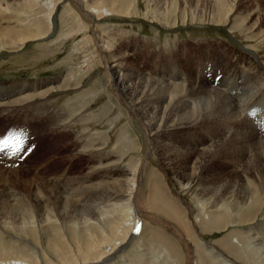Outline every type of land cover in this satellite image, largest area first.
<instances>
[{
    "label": "rangeland",
    "instance_id": "rangeland-1",
    "mask_svg": "<svg viewBox=\"0 0 264 264\" xmlns=\"http://www.w3.org/2000/svg\"><path fill=\"white\" fill-rule=\"evenodd\" d=\"M75 1L0 0L2 42L7 30L12 36L15 34L16 39L14 44L0 43V95L10 93L11 100L27 94L34 96L13 106L12 110L7 107L8 110L1 111L0 108V142H3L0 187L6 186L11 200L24 205L18 212V219L26 220L24 229L33 225L35 231L41 232V226L47 230L60 224L55 212L53 215L57 217L50 216L53 221L44 212L36 213L35 200H40L37 197L47 199L46 196L52 193L53 200L57 195H64L70 202L71 221H67L69 227L63 233V243L50 249V254L54 255L46 254L45 261L41 257L40 262L55 264L64 260L76 263L86 255L93 256L97 252L92 248L96 242L86 239L81 232L88 227L89 219L95 222L90 215L97 217L99 210H111L108 206L115 202L114 194L129 197L138 181L133 176L134 166L141 163L146 167L145 175L141 172L138 182L141 186L140 208L154 214L160 222L140 211L141 225L139 229L137 226L135 243L126 251L114 250L109 264H218L202 257L204 246L231 261L235 258L228 255L229 249L220 245L226 236L234 248L253 250L256 259L253 254L250 257L243 254L242 264H264L260 240L255 241L256 244L248 240L252 236H264L261 231L264 230V221H261L264 219V197L259 194L264 191V178L254 182L258 190L255 202L259 203L253 207V214L244 211L238 215L232 203L233 193L224 195L222 191L226 184L233 185L231 177L227 181L222 178L229 177L227 175L234 171L233 163L219 159L201 170L194 164L195 158L187 162L192 148L203 144L216 131L217 135L224 127L194 128L182 134L167 128L171 125L166 122L168 125H163L155 143L157 147L149 145L142 123L136 121L117 99L102 53L106 50L108 58L125 54V65L130 72L147 76L157 70L160 77L170 82L179 70L193 86L216 79L214 86L221 87L225 81L219 83L218 74L226 67H232L236 91H261L264 90L260 89L264 82V0H124L123 4L118 0ZM84 8L90 13L82 10ZM249 51L260 60H254ZM243 67H260V78L257 75L244 77ZM179 80L176 84L189 86ZM263 102L264 95L257 96V101L250 99L242 106L244 108L238 109L236 117L244 121L252 111L260 113L264 110ZM196 103L195 100L192 105ZM164 105H154V108L162 109ZM161 116L162 112H156L150 118L162 120ZM242 120L238 122L240 129ZM245 124L250 127V121ZM146 129H149V135L153 133L148 126ZM240 172L244 174L245 169ZM123 180L131 181L125 185ZM149 181L159 183L157 193L178 210L181 219L171 220L162 212H153ZM208 185L216 188L219 194L215 196V192L208 190ZM53 200L46 202L52 210L56 206ZM215 204L218 207H211ZM28 210L34 212L32 221H27L24 216ZM16 213L17 210L12 214ZM113 214L110 211L109 216ZM109 216L102 221L106 226L112 222L106 220ZM208 216L220 218L215 227L210 225ZM163 221L169 226L161 223ZM124 224L126 229L122 226V232L131 230L130 222ZM204 226L208 228L206 232ZM115 232L106 235L108 251L124 238V234ZM37 234L30 239L27 249L42 253L45 249L41 242L43 235ZM90 241L91 246L88 245ZM256 249L260 250L257 255ZM92 264H103V261Z\"/></svg>",
    "mask_w": 264,
    "mask_h": 264
},
{
    "label": "bare ground",
    "instance_id": "bare-ground-1",
    "mask_svg": "<svg viewBox=\"0 0 264 264\" xmlns=\"http://www.w3.org/2000/svg\"><path fill=\"white\" fill-rule=\"evenodd\" d=\"M73 1L76 3L75 0H73ZM123 1L124 0H118V2L120 4H123L122 3ZM82 10H85V12L90 13L88 10H86V8H84ZM94 12H96V11H94ZM13 36H12V32L10 30H7L4 34L3 42H2V37H0V43L4 44V45L14 44L16 39ZM245 52H246V48H245ZM249 52H250V54H252L251 56L254 58V60L257 61L258 58H256V55H254L253 52H251V51H249ZM102 53L104 54V57H103L104 59L103 58L102 59L104 60L103 62L105 63V67H106L105 69H107L108 78L110 80H112L111 84L113 85V89L116 92L117 99L121 100V102L123 103V106L127 109L128 113L130 115H132L134 117V119H136V121H138L139 123L141 122L143 124V122L145 120H148L143 125L141 123L140 124H141L144 132L147 134V140H148L149 145H151V144L154 145L157 142V139L160 136V131H161L162 127H164L163 125L167 126L168 125L167 123H169V125H171L170 127H167V128H172L175 131L178 130L182 134H185V133H187L185 131H188V130H191L194 128H199V129L217 128L218 129V128H221V126L224 127V128H221L218 130L217 135H216L217 131H216V133L212 132L213 135L210 134L208 136V139H206V141L203 144H200L198 146L196 145L197 147H195L194 149L191 147L192 151H190V155L188 157L187 162L189 160H191V159L193 160V158H195L194 164L197 165L198 168H200L201 170L206 168L205 167L206 165L212 164L216 160H219V159L224 160V161H230L228 164L233 163V165H231V166L234 168V171L230 175H227L229 177L224 178V176H222V178L226 181L231 177L233 185H231L229 183L226 184L223 188L224 190L222 189V191L224 192V195H229L230 194L229 192L233 193L232 198H233L234 202H232V203H233V206L235 207L238 215H241V213L244 211H247L248 214H253V212H254L253 207L254 206L256 207V205H258V203H259V201L255 202V198H256L255 196L257 195L258 190L255 187L254 182H255V180L262 181L264 178V110H262L260 113H255L254 111H252V114H250L249 116L247 115V117H245V118H247L246 120L243 121L241 119L243 122L241 129H240V123H241L240 118L241 117L240 118L238 116L236 117V115H237L238 109H241L240 107H242L246 103H248L250 101V99H251V101H253L254 99H255V101H257V96L262 97L264 95V90H261V91L251 90L250 91V89L249 90L242 89L240 91L239 90L240 88H239L238 89L239 91H236L237 88L234 86V82H233V79L235 76V69L232 67H226L225 69H223L222 72H220L218 74V76H219L218 82L223 83L225 81L223 84H221V87L219 85L214 86V84L216 83V79H210L206 83L204 82L205 84H201V83L197 84L196 83L197 86H193L191 83H189V81L186 78H184L185 77L184 74L180 75L179 70L177 71L176 76H172V82H170L169 80L165 79V77L164 78L160 77L161 76L160 71H157V70L153 71L152 73H148L147 76L141 74L140 72H136V73L130 72L125 65V60H124V58L126 56L125 54L120 53L119 56L112 55L111 58H108L105 55L106 50H102ZM131 58L132 57H130V59ZM258 60H260V59H258ZM173 61H174V59L172 58V63H173ZM257 64H258V62H257ZM130 65H131V63H130ZM254 65H252V66H254ZM248 66H251V65H248ZM248 68L243 67V70H241V72L244 73V77H247V76L253 77V76L257 75V77L260 78L259 77V68H255V69H248ZM135 71H136V69H135ZM143 71H145V70L143 69ZM179 79H181L182 82L186 83V85H189V86H183V85L176 84L175 81H177ZM179 83H181V82H179ZM193 84H194V82H193ZM247 84H249V83H247ZM247 84H246V86H247ZM249 86H250V84H249ZM260 86H261L260 89H264V82L263 81H262V84ZM239 87H241V86H239ZM6 88H9V87H6ZM181 89H183V90L181 91ZM44 92H46V91H44ZM47 92H48V90H47ZM239 95H241V96H239ZM9 96H10V93H6L5 95H0V108H2L1 111H4L5 108H6V110H8L7 107H10L11 109H9V110H12L13 106H17L23 102H26L28 100L33 99V97H34L32 95L27 94V95H24L23 98L20 97L16 100L13 99L14 100L13 101V100H11V98ZM20 96H22V95H20ZM195 100L197 101V103L194 106L192 104L195 102ZM154 105H156V106L164 105V107L162 109H161V107L160 108H154L155 107ZM262 105H263L262 107H264V102ZM242 108H244V107H242ZM156 112H162V114H163V116H161L162 120H157L156 118L155 119L150 118V115L153 113H156ZM248 121H250V125H249L250 127H247V125L245 124V123H248ZM129 122H131V121H129ZM238 122H240V123H238ZM131 124H132V122H131ZM64 126H66V125H64ZM147 126H148V128H150V131L151 130L153 131V133L150 135H149L150 132L148 133V131H147L149 129H146ZM176 135H178V134H176ZM156 147H157V145H156ZM159 148H160V146H159ZM102 149H104V148H102ZM102 149H100V150H102ZM182 154H184V153H182ZM111 156H113V155H111ZM101 157H102V155H101ZM175 161H174V163H176ZM178 161L181 162L180 160H178ZM146 162H148V161H146ZM179 162H177V163H179ZM173 166H174V164H173ZM134 167H135V170L133 172V176L138 181H137V183L135 182L136 183L135 187L132 189V193L129 195V197L126 199V198H123V195H120L118 193L114 194L112 199H114L115 202L111 203L110 205L108 204L109 205L108 207H110L111 210L107 211V210L101 209L98 211L97 217L95 215L94 216L90 215V217H92V218L94 217L95 222L93 221L94 223H92L91 222L92 219H89L87 221L89 223L88 227L83 229V231L81 230L82 232L80 231L81 234L83 236H85L86 239L92 240L93 242H96V243H94L95 247H92V248H96L95 250L97 252L93 256L91 254H90L91 256L86 255L87 257L85 259L82 258V260H84V261L80 260L76 263L75 262L74 263H72V262L68 263V262H65L63 260V262L59 261L55 264H92V263H97L100 261H103V264H109L110 260H111L109 258L113 254L114 250L116 251L118 249H121L120 251H126V248L128 246H131L135 243V239H136L135 235L138 234V229L141 225L140 211H142V209L140 208L139 199H138L139 193L141 191L140 190L141 186L139 187L138 182L140 179L141 172H144V175H145L146 164L144 167L141 166V163L135 164ZM198 168H196V169L194 168V171H198ZM220 168H221V166H220ZM242 168L245 169L244 174H242L240 172V169H242ZM108 171H110V170H108ZM175 172H177V171H175ZM177 174H178V172H177ZM183 175H182V177H183ZM186 177H187V175H186ZM215 177H217V175ZM91 178L92 177H89L88 179H91ZM130 181L129 180H126V181L123 180V183L126 185ZM183 181H184V179H183ZM55 182H57V181H55ZM65 184L67 185V183H65ZM50 185L51 184L49 183L48 186H50ZM94 185H95V183H94ZM158 185H159V183H157V181L154 183L150 182L148 185L150 188V191L153 195V198L151 199L152 201L150 202V206H151L153 212L154 211L158 212V213L162 212L166 215L167 218H169L171 220L181 219L180 213L178 212V210L176 208H174V206H170V203L164 201L165 199L162 197V195H160V193H157V190L159 189ZM96 186H97V184H96ZM56 187L59 189L58 185ZM87 188L92 189V187H90V186H87ZM231 189L232 190L234 189V191H231ZM119 190H120V188H119ZM208 190L215 192L216 193L215 196H217L219 194V192L217 191L216 188L210 187ZM191 193H192V191H191ZM157 194L162 199V202L159 200ZM259 194L264 197V191L260 192ZM210 195H212V194H210ZM10 197H11V193L8 194V188L6 186L0 187V232L1 231L3 232V234L0 233V256H1L0 264H42L40 262L41 257L44 259L43 261H45V257L47 255L48 256L54 255V254H50L51 253L50 249L56 247V245L63 243V239L65 237L64 232L65 231L67 232L68 227H69V226H67V221L68 220L71 221L70 217H69V212H68V210H69L68 206L70 203L69 198L64 196V195L63 196L57 195L53 200L52 198L54 196L51 193L50 195L46 196L47 199L45 197L39 196V197H37V199H40V200H35V202L37 203V209H38V211H36V213H38V215L41 212H44L47 215L48 219H52V218H50V216H52V217L58 216V218L60 219L59 225H53L54 227H51L47 230H44L45 227L41 226V228H39L41 230V232L39 230H36L39 233L40 237L43 235V238H41V242H42V244H44L43 246H45V249L42 251V253H39L37 251H31V249H29V250L27 249V246L30 247V244H29V243H31L30 239L37 236L38 234L35 231L33 225L27 229H24V227L22 228V226L24 224H26V220H24L25 219L24 218V219H21V221H20V219H18V212L20 213V211L24 209L23 208L24 205L22 206V205L18 204V202L15 203V201L11 200ZM51 200L55 201V204H56V206L53 210L49 208L50 205L46 204V202H48V201L50 202ZM106 200H108V199H106ZM79 202H81V201H79ZM164 207H167V208H164ZM211 207L216 208V207H218V205L215 204ZM16 210H17V213L12 214ZM204 210H206V209H204ZM28 211L26 213L24 212L25 213L24 216L27 217V219H28L27 221H32L34 219V212L33 211L28 212ZM110 211L114 212V214L112 216H109ZM54 212L56 213L57 216L53 215ZM144 212L147 213L148 215H151L153 219H157L160 222L159 218L156 217L154 214H150L149 212H146V210ZM82 213H83V211H82ZM83 215H85V214H83ZM106 216H109V218H107L106 220L110 219L109 221H112V222L108 223L107 226L105 225V222L104 223L102 222ZM219 219L220 218L217 216H214V217L208 216L209 223L213 227H215L217 225ZM52 221H53V219H52ZM126 221L131 223V230H129V231L127 230L126 232H122L121 227L122 226H123V228L126 227L124 224ZM261 221H264V219ZM33 222H32V224H33ZM47 223H48V221H47ZM161 223H163L164 225H167V223H164V221ZM38 226H39V224H38ZM137 226H138V229H137ZM167 226H169V225H167ZM170 228L172 231L174 230L173 227H170ZM207 229L208 228H206L204 226V232H206ZM110 231L111 232H113V231L119 232V233H121V236L124 234V238H121L119 241H117L114 244L115 247L112 251H111V249L108 251L107 246L105 247L106 240L108 239V238L107 239H105V238H106V235H108V232H110ZM261 231H264V230H261ZM66 235H68V234H66ZM249 235H250V233H249ZM256 236L257 237H255V236L249 237L248 236L249 238L248 237L247 238L249 241H252L250 243H255V244L257 243L255 241L260 240L259 245H262V248H263L262 251H263L264 250V236L263 237L260 235H256ZM111 237H113V236H111ZM97 239L101 240V241L97 242ZM248 240L246 239V241H248ZM181 241L184 243L183 240H181ZM126 243H128V244L126 245ZM91 244H92L91 241L88 242L89 246H91ZM232 244H233V242L230 240V238L228 236H226L220 242V245L225 250L229 249L230 252L229 251H228L229 253L227 252L228 255L231 258H232V256L235 258V259H232L231 261L230 260L228 261L225 257H223L219 254L216 255V253H214L212 249L206 248L204 245H203L204 246L203 247L204 252L201 253V255H202V257H208L209 259L212 260L213 263L215 261V263H218V264H227L229 262H230V264H240L241 262H243L242 259H244L242 257L243 254L247 255L249 257L253 254V250H251L249 248H248V251L246 250V248H243L242 250H238V249L234 248L232 246ZM246 245L247 244H245V246ZM25 247H26V249H25ZM251 247H253V246H251ZM64 248H65V246H64ZM256 251H257V249H256ZM259 251H257L255 254L257 255V253ZM263 255H264V252H263ZM253 256H254V254H253ZM262 258L264 260V257H262ZM236 259L239 260V262H237ZM251 259H253V258L251 257ZM255 259H256V257H255ZM251 262H252V260H251ZM45 264H48V263H45Z\"/></svg>",
    "mask_w": 264,
    "mask_h": 264
},
{
    "label": "snow or ice",
    "instance_id": "snow-or-ice-1",
    "mask_svg": "<svg viewBox=\"0 0 264 264\" xmlns=\"http://www.w3.org/2000/svg\"><path fill=\"white\" fill-rule=\"evenodd\" d=\"M2 143H3V142H0V150H2Z\"/></svg>",
    "mask_w": 264,
    "mask_h": 264
}]
</instances>
